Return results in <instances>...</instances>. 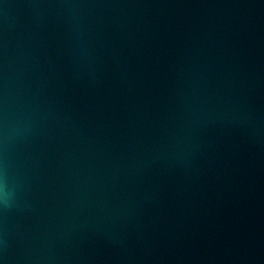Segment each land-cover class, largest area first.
<instances>
[{
    "label": "water",
    "instance_id": "95a60500",
    "mask_svg": "<svg viewBox=\"0 0 264 264\" xmlns=\"http://www.w3.org/2000/svg\"><path fill=\"white\" fill-rule=\"evenodd\" d=\"M0 264H264V0H0Z\"/></svg>",
    "mask_w": 264,
    "mask_h": 264
}]
</instances>
